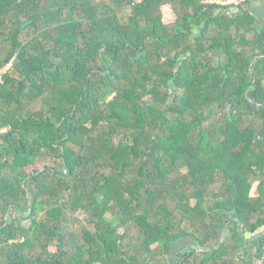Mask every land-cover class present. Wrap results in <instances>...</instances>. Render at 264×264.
<instances>
[{
	"label": "trees",
	"instance_id": "obj_1",
	"mask_svg": "<svg viewBox=\"0 0 264 264\" xmlns=\"http://www.w3.org/2000/svg\"><path fill=\"white\" fill-rule=\"evenodd\" d=\"M243 7L0 0V264L180 241L177 264H264V26Z\"/></svg>",
	"mask_w": 264,
	"mask_h": 264
},
{
	"label": "crops",
	"instance_id": "obj_2",
	"mask_svg": "<svg viewBox=\"0 0 264 264\" xmlns=\"http://www.w3.org/2000/svg\"><path fill=\"white\" fill-rule=\"evenodd\" d=\"M204 1L202 0L203 3ZM243 9L254 18V27L264 26V0H248ZM186 245V241L174 244L169 257H158L151 264H177L176 254Z\"/></svg>",
	"mask_w": 264,
	"mask_h": 264
},
{
	"label": "built area",
	"instance_id": "obj_3",
	"mask_svg": "<svg viewBox=\"0 0 264 264\" xmlns=\"http://www.w3.org/2000/svg\"><path fill=\"white\" fill-rule=\"evenodd\" d=\"M246 1L247 0H205L204 3L213 4L220 8H230L232 11L231 14H236L242 8V6L245 5ZM11 68V61L0 68V82L2 81L3 76L10 72ZM4 132H6V129L5 131L1 130L0 134Z\"/></svg>",
	"mask_w": 264,
	"mask_h": 264
},
{
	"label": "water",
	"instance_id": "obj_4",
	"mask_svg": "<svg viewBox=\"0 0 264 264\" xmlns=\"http://www.w3.org/2000/svg\"><path fill=\"white\" fill-rule=\"evenodd\" d=\"M257 57H255V58H253L252 59V61H251V64H252V62L256 59ZM250 73H251V75L253 76V73H252V71H251V65H250ZM246 97L248 98V99H250V96L248 95V93H246ZM251 103L253 104V105H255V106H260V105H258L255 101H251ZM239 228H241V223H240V221H239ZM226 229H227V226H225L224 227V229L222 230V232H221V235H220V237H219V245L221 244V242H222V239H223V237H224V235H225V232H226ZM195 248H197V247H195Z\"/></svg>",
	"mask_w": 264,
	"mask_h": 264
},
{
	"label": "rangeland",
	"instance_id": "obj_5",
	"mask_svg": "<svg viewBox=\"0 0 264 264\" xmlns=\"http://www.w3.org/2000/svg\"><path fill=\"white\" fill-rule=\"evenodd\" d=\"M36 108H38V106H35ZM5 131V129L4 128H2V129H0V131ZM44 164H46V162L45 161H42V162H40L38 165H39V168L42 166V165H44ZM255 186H256V184H254V186H253V189H252V195H255ZM192 203H193V201H192ZM84 219V218H83ZM23 223V225H26V221H23L22 222ZM190 243H188V245H189ZM203 253H201V255H205L206 253L204 252V251H202Z\"/></svg>",
	"mask_w": 264,
	"mask_h": 264
},
{
	"label": "clouds",
	"instance_id": "obj_6",
	"mask_svg": "<svg viewBox=\"0 0 264 264\" xmlns=\"http://www.w3.org/2000/svg\"><path fill=\"white\" fill-rule=\"evenodd\" d=\"M164 12H165V13H168V12H169L168 7H165Z\"/></svg>",
	"mask_w": 264,
	"mask_h": 264
}]
</instances>
